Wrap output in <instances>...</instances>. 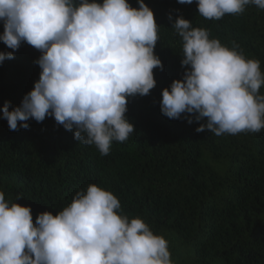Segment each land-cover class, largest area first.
Instances as JSON below:
<instances>
[{
	"label": "clouds",
	"instance_id": "clouds-1",
	"mask_svg": "<svg viewBox=\"0 0 264 264\" xmlns=\"http://www.w3.org/2000/svg\"><path fill=\"white\" fill-rule=\"evenodd\" d=\"M196 3L198 14L220 20L247 6L264 10V0H178ZM0 0V64L14 59L22 43L40 50L42 69L21 104L6 101L2 112L12 131L29 120L56 124L74 139L94 145L101 155L113 142H126L136 130L127 118L129 100L149 95L163 70L155 53L159 41L154 11L138 0ZM179 11V10H177ZM172 21L182 38L185 73L162 91L161 112L169 119L199 123L197 132L216 136L264 129V72L233 42L229 48L194 28L183 15ZM182 114L183 117H182ZM190 114V115H189ZM22 196H17L19 200ZM0 264H174L169 241L141 217L123 214L113 192L96 184L79 191L53 215L5 198L0 191Z\"/></svg>",
	"mask_w": 264,
	"mask_h": 264
},
{
	"label": "trees",
	"instance_id": "trees-1",
	"mask_svg": "<svg viewBox=\"0 0 264 264\" xmlns=\"http://www.w3.org/2000/svg\"><path fill=\"white\" fill-rule=\"evenodd\" d=\"M129 3L139 6L138 0ZM145 3L159 25L155 53L163 70L154 69L157 85L149 95L129 100L126 116L136 130L126 142H113L108 155L74 139L52 117L10 130L3 106L6 101L19 106L34 88L42 53L25 42L14 59L0 64V191L30 206L35 223L40 213L56 215L96 184L117 196L123 214L143 218L169 241L174 264H264V129L221 136L197 132L202 122L169 119L160 107L163 89L186 70L182 38L169 13L173 20L183 15L192 27L206 28L229 48L235 42L246 58L260 60L264 72V10L250 5L242 14L208 20L195 2ZM0 51L12 49L0 42Z\"/></svg>",
	"mask_w": 264,
	"mask_h": 264
}]
</instances>
